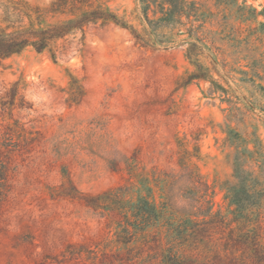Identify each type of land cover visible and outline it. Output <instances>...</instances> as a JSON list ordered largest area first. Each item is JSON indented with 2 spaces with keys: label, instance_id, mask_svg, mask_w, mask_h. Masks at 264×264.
Listing matches in <instances>:
<instances>
[{
  "label": "rangeland",
  "instance_id": "obj_1",
  "mask_svg": "<svg viewBox=\"0 0 264 264\" xmlns=\"http://www.w3.org/2000/svg\"><path fill=\"white\" fill-rule=\"evenodd\" d=\"M98 1L155 47L91 24L0 61V264H124L115 260L145 258L154 244L180 251L171 231L187 214L226 215L236 159L264 186V0H246L256 11L247 21L242 0H191L205 13L192 59L187 27L154 30L136 0ZM149 206L151 219H138Z\"/></svg>",
  "mask_w": 264,
  "mask_h": 264
},
{
  "label": "trees",
  "instance_id": "obj_2",
  "mask_svg": "<svg viewBox=\"0 0 264 264\" xmlns=\"http://www.w3.org/2000/svg\"><path fill=\"white\" fill-rule=\"evenodd\" d=\"M16 2L8 0V6L3 13L2 22L6 24L0 28V61L17 55L26 48H32L37 53H42L52 46L53 43L74 34L77 31L83 32L84 28L93 24L105 26L114 25L126 31L137 46L153 48L149 44L150 40H145L143 35L134 27L117 18V16L99 4L98 0H55L48 7L39 9L31 7L23 1ZM140 5L142 13L149 24L154 25V30L159 26L187 27L188 37L194 39L190 42L187 58L197 57L194 52L196 43L202 40L194 34L195 30L202 28L205 13L191 0H136ZM238 0H223L225 5H235ZM243 8L251 11V16H243L247 21L256 18L255 9L246 5V0H242ZM151 7H156L160 14L159 18L150 21L147 13ZM65 15L67 20L57 21L53 24H44V15ZM156 14V12H154ZM29 19L28 25H21L24 19ZM182 18L187 23L182 22ZM15 19V20H12ZM201 21L197 27L195 22ZM19 23L20 26H15ZM180 29H177L178 35ZM160 44H168L171 41L159 40ZM174 43V41H172ZM203 43V42H202ZM166 46V47H165ZM164 49L167 45L163 46ZM193 49V50H192ZM61 56H64L62 52ZM56 59V54H52ZM198 70L203 71L199 64ZM201 74L189 76L188 80L202 78ZM187 83H189L187 81ZM15 89V88H14ZM79 90V88H78ZM16 95V94H15ZM14 96L12 97V102ZM260 147V144H258ZM254 147L253 152L258 153ZM252 157V156H251ZM236 178L239 181L237 188L228 190L225 199L227 200V213L219 211L212 212L211 209L204 210L198 208L197 211L187 214V217L180 223L172 227L171 234L175 236V243L180 251L168 248L159 250V244H154L155 249L142 256H133L132 259L120 258L124 264H264V186L260 184L257 177L252 172L240 171V164L235 160ZM5 182L4 173L0 171V201L3 196V184ZM148 207V205L146 204ZM148 209L137 208L138 219L146 221L151 219L153 207ZM147 210V211H146ZM130 229L133 231L130 232ZM124 230L131 237L138 234L139 226L133 222H127ZM133 239V238H132ZM136 242V241H134ZM127 245L128 242H122ZM139 248V247H138ZM158 248V250H157ZM140 251V250H139ZM119 256V255H118ZM117 256V258H118Z\"/></svg>",
  "mask_w": 264,
  "mask_h": 264
}]
</instances>
